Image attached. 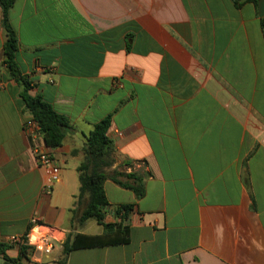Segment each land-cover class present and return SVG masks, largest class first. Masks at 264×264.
<instances>
[{"label": "crops", "instance_id": "0c3cea01", "mask_svg": "<svg viewBox=\"0 0 264 264\" xmlns=\"http://www.w3.org/2000/svg\"><path fill=\"white\" fill-rule=\"evenodd\" d=\"M16 63L66 117L62 145L26 130L21 88L4 65L0 9V240L20 264H59L76 234L100 236L74 209L85 137L110 117L117 171L144 194L107 179L106 223L132 205L126 244L78 248L65 264H264V36L258 6L233 0H16ZM59 168L45 194L49 169ZM124 181V179H122ZM38 226V227H35ZM54 235L49 254L20 259L12 236ZM1 263V259H0Z\"/></svg>", "mask_w": 264, "mask_h": 264}, {"label": "trees", "instance_id": "16d2710c", "mask_svg": "<svg viewBox=\"0 0 264 264\" xmlns=\"http://www.w3.org/2000/svg\"><path fill=\"white\" fill-rule=\"evenodd\" d=\"M16 0H0L1 27L4 32L3 44L4 65L9 75L20 86V98L26 112L38 126L37 135L48 148H58L62 145L65 134L71 129L66 117L56 113L52 106L40 96L29 93L31 84L27 77L22 75L16 63V51L18 49L17 35L9 23V11ZM239 6L241 3L250 2L255 7L258 0H233ZM264 36V18L260 19ZM110 126V117L107 116L93 126V129L85 137V157L77 168L79 190L75 197L73 219L82 224L92 220L102 227L100 236H86L76 234L72 239L68 238L62 245L63 259L59 264H65L68 253L78 248H94L126 244L129 240L128 227L124 224L132 205H121L113 209V216L118 222L106 223V209L108 202L104 193V181L109 179L121 188L131 190L136 199L143 194V178L135 174H123L113 171L107 174L111 168L113 159V142L107 136ZM124 179V181L122 180ZM7 245L0 240V264H20V260H11L5 255ZM30 255L26 247H20V259H27Z\"/></svg>", "mask_w": 264, "mask_h": 264}, {"label": "built area", "instance_id": "2783aa9c", "mask_svg": "<svg viewBox=\"0 0 264 264\" xmlns=\"http://www.w3.org/2000/svg\"><path fill=\"white\" fill-rule=\"evenodd\" d=\"M25 128L26 130L37 134L38 126L31 118L25 122ZM34 152L37 162L41 166L47 167L49 169V177L47 183L43 186V192L45 194H50L52 185L59 181V168L45 153L38 150H35ZM35 227H32L30 229V233L26 235L10 237L8 243L19 248L26 247L29 252L42 250L44 254H49L54 247V243H57L56 237L54 235H48V233H42L41 231L37 230L38 235L35 240L32 241V231Z\"/></svg>", "mask_w": 264, "mask_h": 264}, {"label": "water", "instance_id": "95a60500", "mask_svg": "<svg viewBox=\"0 0 264 264\" xmlns=\"http://www.w3.org/2000/svg\"><path fill=\"white\" fill-rule=\"evenodd\" d=\"M258 16L264 18V0H258Z\"/></svg>", "mask_w": 264, "mask_h": 264}, {"label": "bare ground", "instance_id": "6f19581e", "mask_svg": "<svg viewBox=\"0 0 264 264\" xmlns=\"http://www.w3.org/2000/svg\"><path fill=\"white\" fill-rule=\"evenodd\" d=\"M32 241H34V240H32Z\"/></svg>", "mask_w": 264, "mask_h": 264}]
</instances>
